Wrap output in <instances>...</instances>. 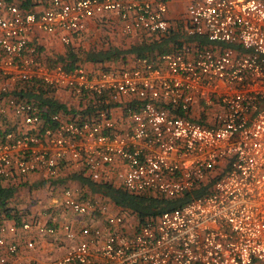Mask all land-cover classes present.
Instances as JSON below:
<instances>
[{"label":"built area","instance_id":"obj_1","mask_svg":"<svg viewBox=\"0 0 264 264\" xmlns=\"http://www.w3.org/2000/svg\"><path fill=\"white\" fill-rule=\"evenodd\" d=\"M49 2L36 13L0 0V182L42 174L57 180L73 167L136 195L207 192L134 233L125 217L109 216L106 237L84 228L78 245L47 264H264V0H192L175 21L167 0ZM89 19L121 24L128 35L182 32L196 40L157 59L139 57L133 68L101 71L47 62L30 42L34 28L80 33ZM33 86L138 104L127 105L130 126L123 130L106 110L90 120L45 119L38 104L12 94ZM11 121L16 130L5 131ZM63 205L78 216L107 212L71 189ZM20 229L57 234L30 222L8 226L0 215V264H36L9 259L20 246L8 235ZM64 229L73 239L71 228ZM103 237L97 262L91 248Z\"/></svg>","mask_w":264,"mask_h":264},{"label":"crops","instance_id":"obj_2","mask_svg":"<svg viewBox=\"0 0 264 264\" xmlns=\"http://www.w3.org/2000/svg\"><path fill=\"white\" fill-rule=\"evenodd\" d=\"M8 1V0H7ZM8 3L20 6V8L36 13H42L50 8L49 0H9ZM169 3L168 18L172 21L177 20L178 10ZM186 13V12H185ZM184 13V14H185ZM71 39V43L66 45L62 38ZM161 37L171 38L173 35L159 36L142 32L128 35L122 30L121 24L113 26L108 19H89L86 22V30L80 33H70L64 30H57L49 33L37 28L33 29L30 35V42L35 44L41 54V57L47 62L61 63L68 68L82 66L92 71L109 70L114 68H133L136 66V60L139 58L136 54H128L126 59L110 64H95L86 60L89 53L109 49L113 45H126L122 50H129L133 46H141L143 43L159 41ZM172 46V45H171ZM170 46V48H171ZM119 48V47H116ZM159 51L150 56L143 58L157 59ZM72 60H77L73 63ZM5 83L0 79V87ZM55 98L64 106L62 115L69 119H93L100 110L109 112L112 119L123 130L130 126L126 121L127 105L136 106L138 101L132 98H122L119 101H113L110 98L100 100L91 96H77L69 90L55 89ZM99 109V110H98ZM119 169L124 170L122 162H118ZM117 168H111V173H116ZM72 174H81L73 167L63 170L57 180H49L44 174L30 175L21 180L20 183L13 184L4 182L2 187L11 193L7 202L9 212H2V222L8 226L30 222L42 227L56 228L57 234L54 236H41L35 230L27 233L22 229L18 234H9L8 241L16 242L20 246L19 252L15 256H10L11 262H34L36 264H47L58 258H62L69 249L78 245L84 237L81 232L84 228L100 229L107 234V217L123 216L126 218V230L134 233L139 222L135 216L129 215L122 211L123 209L116 206L109 198L101 194L91 195L90 192H84L89 195L86 200H94L107 206V212L102 213L100 210L91 212L87 216H78L63 205V193L65 189H71L79 199V190L81 184L79 181L70 180L68 177ZM48 194H40V189H44ZM9 193V192H8ZM69 226L74 234L73 239L67 238L65 227ZM97 239L92 245V254L94 259L99 262V245L105 238ZM33 242L34 248L28 249L27 243Z\"/></svg>","mask_w":264,"mask_h":264},{"label":"trees","instance_id":"obj_3","mask_svg":"<svg viewBox=\"0 0 264 264\" xmlns=\"http://www.w3.org/2000/svg\"><path fill=\"white\" fill-rule=\"evenodd\" d=\"M7 2H9V0ZM185 36L186 35L182 32H176L171 38L161 37L159 41L143 43L141 46H133L129 50H122L120 48L111 47L109 49L89 53L86 60L95 64L104 65L110 64V62L123 61L126 59V56L128 54H136L139 57H145L152 55L156 51H159L160 54L178 52L182 51L187 44L196 40L195 38H187ZM200 41L203 45L209 44L207 40L201 39L199 40V42ZM72 62L76 63L77 60H72ZM12 94L20 99L38 104L43 110L45 119L49 118L53 114L62 115V113H65V111H63L64 106L61 105V103H59L55 98L54 89H46L43 87L33 86L22 91L15 90L12 92ZM16 127L17 126L13 121L9 122L8 124L5 123L2 125V128H4L5 131H15ZM68 178L70 180L73 179V181H79V183L82 185L81 190H79L80 200L84 201L89 198V195L84 193L87 191L90 192L91 195L101 194L103 197L109 198L110 201L113 202L116 206L122 208V211H124L125 213L135 216L139 222V225L151 220H155L165 212L175 211L186 205L191 199L199 197L207 192L206 188L199 187L193 189L191 192L185 194L180 198L168 199L155 194H131L123 188L117 187L115 185H111L105 182L96 183L89 177L82 174H72ZM2 184L5 183L0 182L1 216H3L2 212H9L11 210V208H8L9 203L7 202V199L11 195V192L2 187Z\"/></svg>","mask_w":264,"mask_h":264},{"label":"rangeland","instance_id":"obj_4","mask_svg":"<svg viewBox=\"0 0 264 264\" xmlns=\"http://www.w3.org/2000/svg\"><path fill=\"white\" fill-rule=\"evenodd\" d=\"M167 1H169L171 4V6L173 7H175V9L176 10H178V19L179 20H181V18H182V20H183V16H184V13L186 12V10H187V7H188V5H189V3L192 1V0H167ZM177 19V20H178ZM114 47H119V48H122L123 46H125L126 47V45H113ZM117 187H119V185L117 186ZM38 191H40V194L42 195V196H44L43 194H48L47 192H46V190H45V188L44 189H40V190H38Z\"/></svg>","mask_w":264,"mask_h":264}]
</instances>
